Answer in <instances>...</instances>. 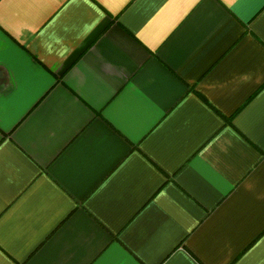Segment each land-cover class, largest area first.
I'll use <instances>...</instances> for the list:
<instances>
[{"label":"crops","instance_id":"0c3cea01","mask_svg":"<svg viewBox=\"0 0 264 264\" xmlns=\"http://www.w3.org/2000/svg\"><path fill=\"white\" fill-rule=\"evenodd\" d=\"M0 264H264V0H0Z\"/></svg>","mask_w":264,"mask_h":264}]
</instances>
